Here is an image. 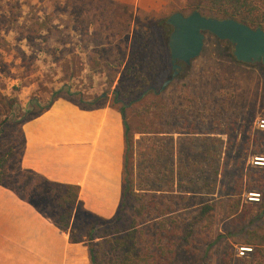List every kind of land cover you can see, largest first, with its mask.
<instances>
[{"label": "trees", "instance_id": "1", "mask_svg": "<svg viewBox=\"0 0 264 264\" xmlns=\"http://www.w3.org/2000/svg\"><path fill=\"white\" fill-rule=\"evenodd\" d=\"M181 1L182 9L188 13L197 10L206 16L230 17L264 30V0ZM164 20L148 22L138 30L134 26L130 50L139 49L145 56V50L149 51L146 38L148 29L154 26L165 33L169 32L170 27ZM135 23L137 24V20ZM45 28L46 22H32L25 27L27 32L22 33L21 37L29 40ZM136 34L140 36L138 41ZM1 42L3 38L0 36ZM217 42L224 46L222 55L232 58L227 49L229 43L224 40ZM165 49L169 56L167 45ZM168 61L122 62L118 64L119 67L117 65L120 68L119 77L111 92L109 106L120 116L124 141L120 199L113 215L92 221L84 217V214H91L83 210L76 200L77 186L49 182L39 176V181H36L34 173L20 166L23 145L20 125L45 111L51 99L40 104L32 96L22 107L17 96H10L8 92L6 94L3 92L5 89L0 92V135L6 124H15L20 134L19 139L10 136L4 144L0 141V186L30 202L38 211L40 208L35 204L34 197L43 194L48 197L53 208L48 218L59 230L68 233L69 243L73 247L72 264H76L74 252L77 247L86 251L89 264H173L179 254V247L187 244L194 233H204L207 231L204 228L211 225L214 206L210 199L199 204L198 211L189 222H181L178 215H175L176 203L182 192L192 191L189 189L193 187L196 175H217L218 147L222 141L210 138L213 140L210 142L207 138H198V135L206 137L205 135L217 133L209 130L214 123L220 131H227L229 122L224 118L213 122L214 112L209 107L210 101L204 96L202 107H197L195 102L200 101V97L194 91L185 95L182 91L174 90L176 103L170 105L163 99L166 92L164 87L158 93L151 92L153 87L170 76L172 70L169 58ZM163 66L170 68L166 78ZM142 67H146V70H141ZM187 68L180 64L174 78L182 77ZM64 92L74 95L75 102L80 105L90 103L83 100L79 92ZM148 94L160 97L162 105L155 108L157 104ZM186 98L189 99L188 105L181 106V100ZM230 124L229 131L238 129L240 132L246 127V124L241 126L233 119ZM246 131L244 141H235L233 146H243L238 151V158H233L228 166L233 173L234 184L233 191L229 194L226 214L244 225H253L264 214L263 198L260 202L241 203L240 195L243 191H253L259 195L262 193L264 169L262 166L246 165L245 159L249 154L264 157V139L256 134L250 135L248 127ZM173 135H177L176 138ZM132 152L135 154L134 162L131 159ZM211 190L212 188L207 191ZM150 222L151 239L140 244L137 241L143 233L140 225ZM218 239L219 236L216 235L211 241ZM212 242L206 246L209 247ZM242 243L251 248L250 256L238 257L240 262L237 264H264L263 234H258L253 228ZM208 259L209 256H206L203 264H210ZM65 264H70L68 259Z\"/></svg>", "mask_w": 264, "mask_h": 264}, {"label": "rangeland", "instance_id": "2", "mask_svg": "<svg viewBox=\"0 0 264 264\" xmlns=\"http://www.w3.org/2000/svg\"><path fill=\"white\" fill-rule=\"evenodd\" d=\"M181 3V0H0V36L3 38L0 43V92L5 89L3 92L13 97L18 93L28 98L35 96L40 104H45L50 99L52 101L54 96L75 100L74 95L64 92L67 90L73 94L79 92L83 100L90 102L86 104L88 107L107 106L119 77L118 64L169 62L165 49L168 33L159 27L148 29L146 38L149 51L145 50V56L139 49L130 50L134 26L138 30L148 22L165 19L173 11L187 14ZM35 21L46 22V28L29 40L22 38L21 34L27 32L25 27ZM139 38L136 34L137 41ZM217 40L210 34H204L202 49L190 61L184 75L180 78H174V75L164 86L166 92L163 99L167 104L176 103L174 90L182 91L185 95L194 91L200 97V101L195 102L197 107H202L204 96L210 101L209 107L214 112L213 122L221 121V118L229 122L227 131H220L214 123L209 130L217 133L206 137L198 135V138H207L210 142L213 141L210 138L222 141L218 147V173L212 177L207 173L196 175L194 185L189 189L192 191L179 195L175 215L181 222H189L198 211L199 204L210 199L214 206L212 221L210 227L204 228L206 232L194 233L187 244L179 247L173 264H203L206 256H209L210 264H237L240 261L235 248L249 246L242 243L249 231L254 228L258 234L264 235V214L253 225H244L226 214L234 184L233 173L228 166L233 158H238V151L243 147L234 148L235 141H244L247 127L250 135L256 134L264 139V128L257 126V120L264 119V67L259 63H241L235 61L233 56L222 55L224 46ZM227 49L231 54V46ZM163 68L166 78L170 68ZM141 70L145 71L146 67ZM161 84L153 87L151 92H160L163 89ZM148 96L156 102L155 108L162 105L160 97ZM188 103L187 98L181 100V106ZM232 119L241 126L246 124L244 130L229 131ZM18 130L15 124L4 125L0 141L4 144L10 136L19 139ZM176 136L173 135L174 138ZM181 147L184 148L183 145ZM134 156L132 152L133 162ZM252 156L255 155L246 157V165H252ZM262 167L264 169V165ZM38 178L35 177L36 181H39ZM247 192L241 193V203L248 201L245 197ZM261 198L264 202V179L262 193L256 202H260ZM34 201L46 217L52 213L51 202L45 194L36 195ZM84 217L91 221L98 218L87 214ZM140 226L143 233L137 241L144 244L152 236L151 222ZM216 235L219 239L212 242ZM210 242L211 245L207 247ZM249 256L250 252L241 257ZM75 262L89 264L87 254L82 260L76 258Z\"/></svg>", "mask_w": 264, "mask_h": 264}, {"label": "crops", "instance_id": "3", "mask_svg": "<svg viewBox=\"0 0 264 264\" xmlns=\"http://www.w3.org/2000/svg\"><path fill=\"white\" fill-rule=\"evenodd\" d=\"M17 98L24 107L28 96L18 93ZM20 130L22 169L49 182L77 186L79 206L95 217L114 214L120 199L124 141L121 119L113 107H88L56 97L45 111L24 121ZM72 249L67 232L0 186V264H65L66 259L72 264ZM85 253L77 247L74 255L82 260Z\"/></svg>", "mask_w": 264, "mask_h": 264}, {"label": "water", "instance_id": "4", "mask_svg": "<svg viewBox=\"0 0 264 264\" xmlns=\"http://www.w3.org/2000/svg\"><path fill=\"white\" fill-rule=\"evenodd\" d=\"M164 23L170 27L166 45L172 72L161 88L177 73L180 64L188 66L199 55L206 33L228 42L235 61L264 67V30L259 26L251 27L230 17L202 15L197 10L172 12Z\"/></svg>", "mask_w": 264, "mask_h": 264}, {"label": "built area", "instance_id": "5", "mask_svg": "<svg viewBox=\"0 0 264 264\" xmlns=\"http://www.w3.org/2000/svg\"><path fill=\"white\" fill-rule=\"evenodd\" d=\"M257 126H259L260 128H264V119H258ZM250 163L255 166H262L264 165V157L259 155L252 156L250 158ZM245 197L247 198L248 201L256 202L259 200V194L253 191L247 192ZM235 251H236V255L238 257H241L246 253L250 252L251 248L249 246L241 245V246H237L235 248Z\"/></svg>", "mask_w": 264, "mask_h": 264}]
</instances>
